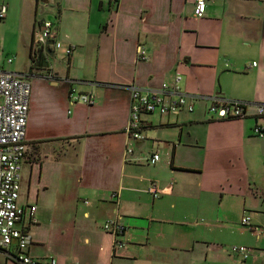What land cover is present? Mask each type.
Listing matches in <instances>:
<instances>
[{
	"label": "crops",
	"instance_id": "0c3cea01",
	"mask_svg": "<svg viewBox=\"0 0 264 264\" xmlns=\"http://www.w3.org/2000/svg\"><path fill=\"white\" fill-rule=\"evenodd\" d=\"M0 2L1 23L16 20L22 41L20 64L0 68L30 82L17 200L35 205L28 255L53 264H264V0H206L201 16L195 0ZM44 18L60 46L27 70L22 57ZM139 43L146 59L136 57ZM176 73L193 109L144 112L143 137L128 136L129 86L158 90ZM69 86L92 102L70 101ZM212 97L245 101L243 115L219 117ZM108 219L123 232L107 231ZM0 264L19 263L0 249Z\"/></svg>",
	"mask_w": 264,
	"mask_h": 264
},
{
	"label": "built area",
	"instance_id": "2783aa9c",
	"mask_svg": "<svg viewBox=\"0 0 264 264\" xmlns=\"http://www.w3.org/2000/svg\"><path fill=\"white\" fill-rule=\"evenodd\" d=\"M119 0H108L112 5H117ZM206 7V0H195L194 13L201 16ZM5 3L0 2V19L5 16ZM55 24L51 19H41L35 25L34 37L31 48L40 47L43 51V43L52 39V48L60 46L59 41L54 39ZM71 46H66L65 54L70 52ZM45 52V51H44ZM46 53V52H45ZM136 57L146 59L144 45L136 46ZM9 61L10 59L7 58ZM180 73H176L172 83L161 84L160 89L152 91H141L140 88L130 85L131 95L129 104V117L125 124V132L135 139L142 138L141 114L144 112H157L160 114H177L180 111L193 109V103L189 95L180 91ZM30 91L29 79L22 73L3 70L0 68V249L5 251L7 257L19 264H53L54 257H45L41 260L32 258L27 254V228L34 223L35 205L17 203L20 180V163L25 156V123L28 110V98ZM67 96L70 101H81L85 104L92 102L90 94L77 92L72 86L68 87ZM210 110L217 113L219 117H238L243 115L245 101L227 100L212 97ZM264 112V105L258 107V113ZM255 134H262L260 127H254ZM132 151L127 146L126 153ZM159 159V154L154 152L149 158L150 163ZM148 191L153 195L158 194L155 184L148 186ZM242 225L249 229L258 231V226L250 224L249 218H241ZM103 227L113 235L123 232V226L114 219H108ZM116 243H121L119 239ZM114 242V244H116ZM14 246L12 251L8 250L10 245ZM230 250L247 257L249 248L242 244L230 245Z\"/></svg>",
	"mask_w": 264,
	"mask_h": 264
},
{
	"label": "rangeland",
	"instance_id": "374dc122",
	"mask_svg": "<svg viewBox=\"0 0 264 264\" xmlns=\"http://www.w3.org/2000/svg\"><path fill=\"white\" fill-rule=\"evenodd\" d=\"M24 14H25V9H24ZM47 19V18H44ZM3 21V19H0V62L3 61H8L7 58L10 59V63H17L20 64L19 61V56L21 53V36L20 34H17L16 31V25H18V23L16 22V20H13L12 23H4V25L1 23ZM14 47H18L17 48V52L18 54L14 53ZM22 62L23 65L27 66L25 69H30L31 65L33 66V64H31V62L29 61V59L27 58V53H25V56L22 57ZM48 63H46L45 65H47ZM26 71V70H24ZM17 200L19 201V197L17 198ZM232 245V244H230ZM115 264H118L117 262ZM122 264H139L138 262H132L130 260L125 259L124 262ZM220 264H224L223 262H221Z\"/></svg>",
	"mask_w": 264,
	"mask_h": 264
},
{
	"label": "trees",
	"instance_id": "16d2710c",
	"mask_svg": "<svg viewBox=\"0 0 264 264\" xmlns=\"http://www.w3.org/2000/svg\"><path fill=\"white\" fill-rule=\"evenodd\" d=\"M45 58H46V53L40 47H35V48L30 47L28 59L31 62V64H33V67L45 65L46 63ZM30 67H32V65Z\"/></svg>",
	"mask_w": 264,
	"mask_h": 264
},
{
	"label": "water",
	"instance_id": "95a60500",
	"mask_svg": "<svg viewBox=\"0 0 264 264\" xmlns=\"http://www.w3.org/2000/svg\"><path fill=\"white\" fill-rule=\"evenodd\" d=\"M52 39H47L44 41L43 43V49L45 52H47L48 54H52L53 48H52Z\"/></svg>",
	"mask_w": 264,
	"mask_h": 264
}]
</instances>
